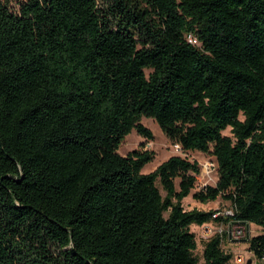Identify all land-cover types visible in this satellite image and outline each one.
Masks as SVG:
<instances>
[{"label": "trees", "instance_id": "1", "mask_svg": "<svg viewBox=\"0 0 264 264\" xmlns=\"http://www.w3.org/2000/svg\"><path fill=\"white\" fill-rule=\"evenodd\" d=\"M142 118L215 158L193 199L232 217L184 210L196 162L118 153ZM229 222L261 261L264 0H0V264H198L189 228ZM222 239L202 264H230Z\"/></svg>", "mask_w": 264, "mask_h": 264}, {"label": "rangeland", "instance_id": "2", "mask_svg": "<svg viewBox=\"0 0 264 264\" xmlns=\"http://www.w3.org/2000/svg\"><path fill=\"white\" fill-rule=\"evenodd\" d=\"M3 2L7 3L9 7L15 11L18 9V5L23 0H2ZM148 73V71H146ZM143 126L148 128L152 134L153 139L150 141L142 138L139 136L136 131H132L129 135H127L124 140L122 141L118 153L122 156H127L133 150H148L153 152L154 159L152 162L145 165L142 169L143 174H148L153 172L161 163L166 161L171 156H180L182 158H186L190 162H196L200 167V173L196 177L195 187L191 191L190 195L183 199L182 206L185 211L191 210H199V211H219L224 212L229 210L231 205L229 202L219 198L214 202H208L206 204L197 202L193 199V193L199 191L204 185L206 186H215L217 182V171H212L209 174L204 172V166L208 163L212 162L215 163V158L210 153H201V152H177L174 149V144H172L162 133L159 126L149 118H142L140 122ZM224 136L231 137V130L230 128L223 131ZM157 187L161 195L164 197L165 192L162 190L161 185L159 182L156 183ZM178 185V180H176V186ZM209 227L206 228L204 225L202 226H195L192 225L189 229L190 232L194 234L195 241H196V250L195 256L198 258V264L203 263V250L205 243L215 236L216 234H220L221 230L225 229L224 223L222 224H215V223H208ZM248 238H252L255 236L260 235L263 232V229L254 225H248ZM246 240V239H245ZM236 241V242H229L225 240L222 244V249L224 252L232 254V256L236 254H243L246 258V264H264V262L258 261L252 253L248 251V244L247 241ZM230 264H235L233 260L230 261Z\"/></svg>", "mask_w": 264, "mask_h": 264}, {"label": "built area", "instance_id": "3", "mask_svg": "<svg viewBox=\"0 0 264 264\" xmlns=\"http://www.w3.org/2000/svg\"><path fill=\"white\" fill-rule=\"evenodd\" d=\"M187 39L189 43L197 44V41L192 36H188ZM174 149L177 152L182 151L180 145L178 144H174ZM204 169H205L204 172L206 174H209L215 170L217 171L216 161L215 163L212 162L208 163L207 165L204 166ZM204 187H206V185H204L202 188ZM233 211L234 210L231 207L229 210H226L224 212L216 211L213 214V218H218V217H222L224 219L230 218L233 216ZM224 225H225V229L220 231V235L223 238L222 242H224L225 240H228L229 242H236V241H244L245 239H247L249 233L248 230L249 224L229 222L228 224H224ZM204 227L208 228L209 226L207 224H204ZM232 260L235 264H246V258L243 254H236L232 256ZM261 262H264V258L261 259Z\"/></svg>", "mask_w": 264, "mask_h": 264}, {"label": "water", "instance_id": "4", "mask_svg": "<svg viewBox=\"0 0 264 264\" xmlns=\"http://www.w3.org/2000/svg\"><path fill=\"white\" fill-rule=\"evenodd\" d=\"M247 239H248V237H247ZM247 239L245 241H247Z\"/></svg>", "mask_w": 264, "mask_h": 264}, {"label": "crops", "instance_id": "5", "mask_svg": "<svg viewBox=\"0 0 264 264\" xmlns=\"http://www.w3.org/2000/svg\"><path fill=\"white\" fill-rule=\"evenodd\" d=\"M250 225V224H249Z\"/></svg>", "mask_w": 264, "mask_h": 264}]
</instances>
